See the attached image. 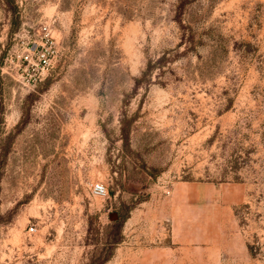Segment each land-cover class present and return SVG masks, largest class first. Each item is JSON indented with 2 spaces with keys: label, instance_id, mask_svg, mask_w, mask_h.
I'll return each mask as SVG.
<instances>
[{
  "label": "rangeland",
  "instance_id": "374dc122",
  "mask_svg": "<svg viewBox=\"0 0 264 264\" xmlns=\"http://www.w3.org/2000/svg\"><path fill=\"white\" fill-rule=\"evenodd\" d=\"M0 213V264H264V0H0Z\"/></svg>",
  "mask_w": 264,
  "mask_h": 264
},
{
  "label": "built area",
  "instance_id": "2783aa9c",
  "mask_svg": "<svg viewBox=\"0 0 264 264\" xmlns=\"http://www.w3.org/2000/svg\"><path fill=\"white\" fill-rule=\"evenodd\" d=\"M93 194L95 196H99V197L104 196L106 194V189L102 184H99V183L95 184L93 186ZM33 230H34V228L31 226L29 228V231H33Z\"/></svg>",
  "mask_w": 264,
  "mask_h": 264
},
{
  "label": "water",
  "instance_id": "95a60500",
  "mask_svg": "<svg viewBox=\"0 0 264 264\" xmlns=\"http://www.w3.org/2000/svg\"><path fill=\"white\" fill-rule=\"evenodd\" d=\"M118 219V215L116 213L110 214V220L116 221Z\"/></svg>",
  "mask_w": 264,
  "mask_h": 264
},
{
  "label": "trees",
  "instance_id": "16d2710c",
  "mask_svg": "<svg viewBox=\"0 0 264 264\" xmlns=\"http://www.w3.org/2000/svg\"><path fill=\"white\" fill-rule=\"evenodd\" d=\"M5 223L4 217L0 213V226ZM116 225V224H115ZM101 264V263H100Z\"/></svg>",
  "mask_w": 264,
  "mask_h": 264
}]
</instances>
